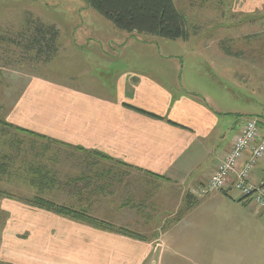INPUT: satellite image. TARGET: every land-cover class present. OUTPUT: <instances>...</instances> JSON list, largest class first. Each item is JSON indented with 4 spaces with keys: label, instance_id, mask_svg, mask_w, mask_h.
<instances>
[{
    "label": "crops",
    "instance_id": "1",
    "mask_svg": "<svg viewBox=\"0 0 264 264\" xmlns=\"http://www.w3.org/2000/svg\"><path fill=\"white\" fill-rule=\"evenodd\" d=\"M8 27L2 35L19 47V53H15L19 62L23 57L20 29ZM92 34L79 37L86 38L83 47L89 48L91 38L98 37ZM136 36L138 33H129L121 46L124 48ZM227 37L223 38L226 42L230 39ZM63 41L59 36L58 51L51 59L39 57L35 49L28 51L29 65H50L59 56V50L65 49ZM125 53V48L111 52L89 50L87 55L96 65L78 64L79 74L70 82L43 74L32 76L11 107L2 112L3 120L45 138L6 128L18 137L16 143L0 140L1 163L7 168L12 163L14 169L26 168L28 163L31 185L42 186L37 188L38 193L57 202H77L79 209L101 219L111 221L120 211L121 216L132 218L131 223L139 218L145 224L150 219L160 221L150 230V237L161 234V252H169L168 257L174 258L175 263L188 252L185 260H208L207 264L209 260H222L223 264L257 260L256 264H262L263 211L250 199L239 201L241 196L232 182L228 190L202 198L197 195L230 150L233 136L238 133L235 128L242 124V119H235L234 115L232 120L217 97L220 91H205L194 84L184 90L179 85L181 89L171 88L151 76L152 72L144 66L128 64ZM97 57H120L127 64L123 68L112 63L102 67ZM93 66H97L95 74L89 70ZM1 70L0 66V73ZM3 133L4 128H0V134ZM20 134L29 136L32 146L23 145L25 140ZM262 162L255 169L261 168L264 173V166H259ZM254 170L250 181L255 186L264 183V177ZM46 213L53 215V220ZM45 217L60 225L50 229L43 222L33 223L31 231L37 240L33 245L35 258L37 253L46 251L48 260L27 263L15 258L16 264L18 260L23 262L20 264H143L154 249L150 237L140 240L91 226L96 236L110 239L94 246L96 260L49 258L48 254L53 256L50 246L59 257L61 242L51 240L49 235L62 232L64 220L88 224L47 210ZM162 219L166 221L164 226ZM136 224L133 225L141 232H148ZM118 241L127 244L121 250L126 260H118Z\"/></svg>",
    "mask_w": 264,
    "mask_h": 264
},
{
    "label": "rangeland",
    "instance_id": "2",
    "mask_svg": "<svg viewBox=\"0 0 264 264\" xmlns=\"http://www.w3.org/2000/svg\"><path fill=\"white\" fill-rule=\"evenodd\" d=\"M174 3L188 20L190 38L174 40L158 35L138 33L136 39L127 41V45H124L127 51L124 59H128V64L135 67L144 66L152 72L151 76L157 77L171 88L181 89L179 85L183 87L181 90H184L187 87L191 88L194 84L202 86L201 88L205 91H220L217 97H219L220 104L229 111L232 120L235 115V119L239 117L243 121L235 128L238 132L245 122L258 117L261 133L264 134V0H174ZM37 21L51 22L50 24L58 29L60 37L64 40L65 49L59 50V56L50 65L43 63L29 65L30 61L27 56L21 57V60L16 62L17 54L15 53H19V47L3 38L2 34L7 32L8 26H12L16 28V31L22 29L23 33L33 35ZM89 33H93L92 36H98L100 39L92 37L89 48H86L82 46L86 38L79 40V37ZM128 34L129 32L118 28L85 0H0V66L2 69L0 73L2 75L0 78V119L3 120L2 112L11 107L32 76L43 74L60 80L66 78L69 82L74 81L77 78L75 76L79 74L78 64L82 65V62H85L88 65H96L87 55L89 50L101 49L111 52L113 49H124L121 45ZM227 36L230 39L226 42L223 38ZM25 39L26 37L23 36L20 43L23 51L26 49ZM23 54L29 53L23 52ZM95 59L102 67L112 63L118 68H123L127 64L121 62L120 57L104 59L97 57ZM89 70L95 74L97 66ZM208 82L210 83L207 86ZM209 98L214 102L212 97ZM0 128H4L5 131L0 134V140L16 143L18 136L14 135V131L6 130L7 127L2 124ZM235 131L233 130V133ZM19 137L25 140L23 145L32 146L28 141L29 136L20 134ZM2 154L3 151L0 152V156ZM262 160L264 157L253 166L251 173ZM1 161L2 159L0 163ZM25 166L26 168L14 169L12 163H9L6 171L0 169V264H16L17 261L13 260L15 258L27 260V263L29 260H48L46 251L37 253V259L35 253L33 254V245L37 240L36 235L34 236L31 231L32 225L43 222V226L48 225L50 229L60 225L50 221L53 220V215L46 213L50 220L46 219L45 209H43L44 212L34 211L32 206L20 200V198H33L38 193V187L29 183L31 179L29 164L25 163ZM259 166H264V162ZM256 171L264 177L261 168ZM250 183L254 185L251 181ZM256 186L264 187V183ZM220 190L207 187L201 189L197 195L198 198H202ZM237 192L240 194L238 190ZM246 199H250V202L257 205L253 195L240 197L238 200L246 201ZM57 203L79 209L77 202ZM188 207L186 205L185 209ZM260 210L264 213L263 209L260 208ZM131 219L121 216L119 211L111 218V221H107L115 226L134 231L144 236L145 239L152 235L149 233L150 230L157 227L160 222L150 219L145 224L139 218L131 223ZM63 222L65 223L62 232H53V234L51 232L49 235L51 240L61 242L60 249L57 250L60 252L59 257L56 256V252H52L51 246L49 253L53 256L48 254V257H55L57 260H96L94 246L99 243L98 241L106 243L110 240L109 237L96 236L94 231H91V226L88 225L83 226L72 221L68 222V220ZM134 222L142 230L146 228L148 232H141L133 225ZM165 223L166 221L162 219L161 225L164 226ZM159 235L161 234L155 233L152 238L150 237L155 243L154 249L143 264H207L208 260H185L189 257L188 252L184 258H178L175 263L174 258L168 257L169 252L165 254L161 252L164 243ZM124 245L127 244L118 241L117 247L120 252L118 260H126L124 259L125 253L121 251H124ZM210 252L212 254V251ZM238 261L242 264L241 260ZM243 261L245 264H256L257 262V260ZM18 262L23 263L19 260ZM209 262L210 264H223L222 260H209Z\"/></svg>",
    "mask_w": 264,
    "mask_h": 264
},
{
    "label": "trees",
    "instance_id": "3",
    "mask_svg": "<svg viewBox=\"0 0 264 264\" xmlns=\"http://www.w3.org/2000/svg\"><path fill=\"white\" fill-rule=\"evenodd\" d=\"M91 7L100 12L104 17L111 20L118 28L129 33H146L154 36H162L169 39L188 40L191 32L187 18L177 9L174 0H85ZM31 22V21H29ZM33 23V22H32ZM33 35H29L20 29L21 41L26 37L25 53L35 49L37 55L51 59L58 51L59 31L53 25L45 26L37 21ZM20 41V43H21ZM229 53V52H228ZM28 54H23L26 57ZM139 112L153 115L140 108L127 105ZM0 124L7 128H13L18 131L29 132L31 134L45 138L42 134H36L33 131L14 126L0 119ZM0 169L6 171V164L0 163ZM34 183L36 179H33ZM30 183V181H29ZM31 184V183H30ZM38 188L42 186L32 185ZM24 203L45 209L55 214L67 217L71 220L86 223L94 228L108 230L111 232L122 233L136 239L143 240L144 236L130 231L127 228L115 226L112 222L91 215L86 209H77L65 204H59L53 200L45 198L37 193L33 198H20ZM147 240V239H145Z\"/></svg>",
    "mask_w": 264,
    "mask_h": 264
},
{
    "label": "built area",
    "instance_id": "4",
    "mask_svg": "<svg viewBox=\"0 0 264 264\" xmlns=\"http://www.w3.org/2000/svg\"><path fill=\"white\" fill-rule=\"evenodd\" d=\"M258 117L251 118L233 138L232 148L226 152L207 183L199 188H227L230 182L241 197L253 195L259 208L264 210V187L252 186L250 174L253 166L264 157V134Z\"/></svg>",
    "mask_w": 264,
    "mask_h": 264
}]
</instances>
